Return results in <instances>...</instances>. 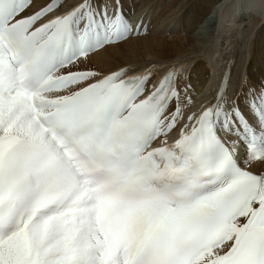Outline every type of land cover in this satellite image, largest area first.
I'll use <instances>...</instances> for the list:
<instances>
[{
	"label": "snow or ice",
	"instance_id": "obj_1",
	"mask_svg": "<svg viewBox=\"0 0 264 264\" xmlns=\"http://www.w3.org/2000/svg\"><path fill=\"white\" fill-rule=\"evenodd\" d=\"M142 26L0 0V264H264V81L194 107L185 65L91 64Z\"/></svg>",
	"mask_w": 264,
	"mask_h": 264
},
{
	"label": "bare ground",
	"instance_id": "obj_2",
	"mask_svg": "<svg viewBox=\"0 0 264 264\" xmlns=\"http://www.w3.org/2000/svg\"><path fill=\"white\" fill-rule=\"evenodd\" d=\"M160 2L172 5L154 6ZM243 2L247 0H125L126 12L130 14L131 8L136 9V16L144 18L143 24L148 23L147 31L97 52L91 57V64L109 71L127 64L142 68L154 63L171 66L181 61L189 70V94L193 102L206 95L211 67L221 71L220 65L230 59L235 61L232 92L239 90L245 76L259 84L264 74V0H253L257 5L251 7L250 13L242 6ZM185 5L189 7L179 12ZM216 11L223 15V24L219 26L213 22ZM243 25L246 26L242 29ZM216 29L218 33L213 35ZM236 29L241 34L234 35ZM212 38L223 40L215 54L205 50Z\"/></svg>",
	"mask_w": 264,
	"mask_h": 264
},
{
	"label": "rangeland",
	"instance_id": "obj_3",
	"mask_svg": "<svg viewBox=\"0 0 264 264\" xmlns=\"http://www.w3.org/2000/svg\"><path fill=\"white\" fill-rule=\"evenodd\" d=\"M172 4H169V3H165V2H160V3H155L154 4V6H161V8H168V7H170ZM189 6L188 5H185V6H183L182 8H180L181 9V11H179V12H183V11H185V9H187ZM176 8V7H175ZM158 9H160V8H158ZM255 35H256V33H255ZM257 36V35H256ZM207 47L208 46H206V49H207ZM205 49V50H206ZM261 78H262V80L264 81V74H262L261 75Z\"/></svg>",
	"mask_w": 264,
	"mask_h": 264
}]
</instances>
